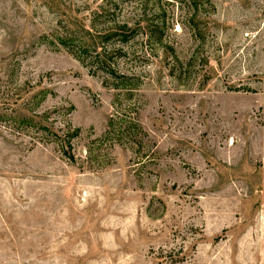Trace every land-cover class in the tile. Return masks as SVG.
Masks as SVG:
<instances>
[{"label":"rangeland","instance_id":"obj_1","mask_svg":"<svg viewBox=\"0 0 264 264\" xmlns=\"http://www.w3.org/2000/svg\"><path fill=\"white\" fill-rule=\"evenodd\" d=\"M0 264H264V0H0Z\"/></svg>","mask_w":264,"mask_h":264},{"label":"trees","instance_id":"obj_2","mask_svg":"<svg viewBox=\"0 0 264 264\" xmlns=\"http://www.w3.org/2000/svg\"><path fill=\"white\" fill-rule=\"evenodd\" d=\"M119 30H121V33H120L121 35H118L117 32H114V31H110L109 33H107L106 35H104L103 38H104L105 42H108L109 40H111L115 36H119V38H121L122 42L127 43L136 34V33H134V30L132 28H129L128 27V25H124L123 27H120ZM83 32H85V34L87 36H91V32L89 30H87V28H85ZM79 33H81V32H79ZM150 34H151V37H152L153 34L152 33H150ZM44 130L46 131V133H45V139L51 141V140L54 139V136L57 137V135H55L50 128L45 127ZM78 134H79V131L77 130L76 133L73 134V135L71 134V136H78ZM63 142H64V148H66L67 144H66L65 141H63Z\"/></svg>","mask_w":264,"mask_h":264}]
</instances>
